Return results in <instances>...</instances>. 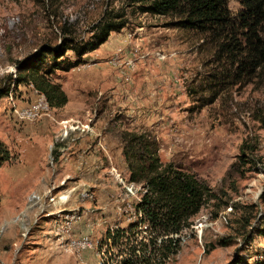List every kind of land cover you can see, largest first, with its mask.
Listing matches in <instances>:
<instances>
[{
  "label": "rangeland",
  "instance_id": "obj_1",
  "mask_svg": "<svg viewBox=\"0 0 264 264\" xmlns=\"http://www.w3.org/2000/svg\"><path fill=\"white\" fill-rule=\"evenodd\" d=\"M146 6L0 0V264H117L105 231L135 220L143 191L123 160L128 132L155 138L162 164L209 188L163 264H264V236L255 231L264 215V66L215 83L223 68L217 44ZM228 7L232 16L241 9L236 0ZM121 22L78 64L51 75L67 98L61 107L30 83L14 84L18 64L40 46L91 44ZM13 221L22 228L14 232Z\"/></svg>",
  "mask_w": 264,
  "mask_h": 264
},
{
  "label": "trees",
  "instance_id": "obj_2",
  "mask_svg": "<svg viewBox=\"0 0 264 264\" xmlns=\"http://www.w3.org/2000/svg\"><path fill=\"white\" fill-rule=\"evenodd\" d=\"M142 1L148 2L144 10L181 17L178 26L202 32L217 44L223 68L215 83L220 84L230 76L248 75L264 66V0H236L241 9L234 16L228 7L229 0ZM123 26V22L107 24L91 44L63 38L55 48L40 46L18 64L14 84L30 83L51 107H61L67 98L51 75L57 70H70L79 63L88 45L93 48L103 43L111 31ZM67 51L73 53L74 61L67 57ZM122 142L129 181L140 183L143 191L135 201V220L126 228H107L102 241L116 248V256L120 257L117 264H163L179 251L181 241L176 235L191 225L189 220L200 210L209 188L204 181L171 163L162 164L157 141L149 134L128 132ZM249 148L255 150L253 145ZM1 153L0 147V165L4 159ZM241 153L243 165L250 163L249 158H244V146ZM234 166L232 163L231 168ZM255 231L264 236V215L258 218Z\"/></svg>",
  "mask_w": 264,
  "mask_h": 264
},
{
  "label": "crops",
  "instance_id": "obj_3",
  "mask_svg": "<svg viewBox=\"0 0 264 264\" xmlns=\"http://www.w3.org/2000/svg\"><path fill=\"white\" fill-rule=\"evenodd\" d=\"M16 215V214H15ZM51 216V215H50ZM15 217V216H14ZM25 218H27L28 219V221H27V223H26V225H28V227L30 228V227H32V224H33V217H31V216H29V214H28V212L25 214V216H24ZM45 217H47V214H45V216L44 215H41V216H39L37 219L38 220H40V219H45ZM48 217H49V215H48ZM41 221V220H40ZM18 222V221H17ZM15 222V221H13V223L14 224H12L13 225V228L11 227V229L12 230H14V232L15 231H17L18 229H21L22 227H21V225H19L20 223L18 222ZM27 227V230L29 229ZM31 229V228H30ZM29 235V233L27 234V235H25L23 238H19L18 239V241L15 243V242H13V243H15L16 245H18V243H20L21 242V240H26V237ZM65 236V235H64ZM28 238V237H27ZM65 241H67V239L65 240ZM14 245V244H13ZM25 247V246H24ZM24 247H22V248H24ZM63 248V247H62Z\"/></svg>",
  "mask_w": 264,
  "mask_h": 264
},
{
  "label": "built area",
  "instance_id": "obj_4",
  "mask_svg": "<svg viewBox=\"0 0 264 264\" xmlns=\"http://www.w3.org/2000/svg\"><path fill=\"white\" fill-rule=\"evenodd\" d=\"M68 246H72V242L70 244H67ZM82 245H84V248L88 246V241L85 239V241H82Z\"/></svg>",
  "mask_w": 264,
  "mask_h": 264
}]
</instances>
